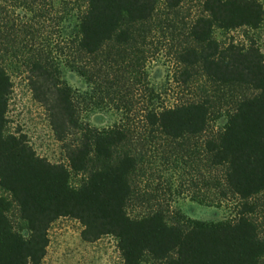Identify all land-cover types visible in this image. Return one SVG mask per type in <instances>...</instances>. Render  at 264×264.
I'll list each match as a JSON object with an SVG mask.
<instances>
[{"label": "trees", "instance_id": "1", "mask_svg": "<svg viewBox=\"0 0 264 264\" xmlns=\"http://www.w3.org/2000/svg\"><path fill=\"white\" fill-rule=\"evenodd\" d=\"M185 0H166L178 8ZM77 16L67 62L89 78L84 56L96 58L110 42L130 43L140 26L154 16L157 0H85ZM203 11L191 25L189 44L179 54L186 65L221 85L252 90L228 114L220 132L206 141L217 174L212 184L219 202L234 199V215L207 222L189 219L170 222L163 210L142 216L129 212L133 196L131 174L138 157L131 148L130 129L124 125L99 129L85 125L78 98L64 80L51 49L30 55L29 82L36 100L45 107L65 162H52L37 153L24 132H8V110L13 81L0 63V264H42L50 245V228L62 218L83 225L82 238L96 242L104 236L118 241L123 264H142L150 256L157 264H264V52L256 40L222 44L217 28L258 29L264 22L260 0H203ZM151 98L145 118L153 130L172 138L208 131L211 105L207 98L156 106ZM101 162L81 185L73 172ZM210 184V183H209ZM15 203L27 223L20 232L11 217ZM221 204V203H220Z\"/></svg>", "mask_w": 264, "mask_h": 264}, {"label": "rangeland", "instance_id": "2", "mask_svg": "<svg viewBox=\"0 0 264 264\" xmlns=\"http://www.w3.org/2000/svg\"><path fill=\"white\" fill-rule=\"evenodd\" d=\"M157 1L154 17L140 26L130 43L113 41L96 58L83 57L88 78L67 62L77 19L69 12L85 9V0H0V63L8 69L14 84L7 131L26 133L37 153L52 162L66 161L47 111L35 99L29 82L30 55L41 48L51 49L64 80L76 92L83 123L99 129L117 125L130 129L128 147L139 159L130 176L133 196L129 212L133 216L163 210L170 222L226 220L234 215L235 202H219L215 197L212 181L222 170L211 165L206 141L222 131L237 101L252 90L216 83L200 66L190 69L192 76L185 83L186 65L178 56L190 42L192 23L204 13L203 0H185L178 8H170L166 0ZM260 1L264 5V0ZM215 36L222 44L254 39L264 52V22L258 29L217 28ZM152 97L158 107L209 99L208 131L175 139L153 130L145 118ZM100 164L93 160L86 171L73 172V185L84 183ZM3 194L11 198L0 188ZM11 217L16 228L28 235L16 203ZM83 228L71 217L56 220L50 228L51 241L42 264H123L115 237L86 242ZM142 264L157 262L146 256Z\"/></svg>", "mask_w": 264, "mask_h": 264}]
</instances>
